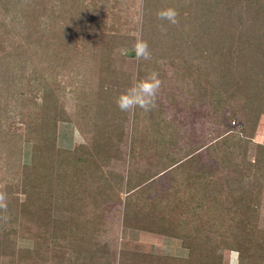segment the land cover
<instances>
[{"label": "rangeland", "instance_id": "374dc122", "mask_svg": "<svg viewBox=\"0 0 264 264\" xmlns=\"http://www.w3.org/2000/svg\"><path fill=\"white\" fill-rule=\"evenodd\" d=\"M143 7L144 0H111L103 34L125 39L111 41L117 74L95 88L74 91L69 83L77 85L81 76L69 68L39 63L28 51L17 59L10 51L0 71L6 85L0 99V234L11 239L13 253L0 254V264H108L122 232L133 229L185 233L192 252L203 258L197 264L214 254L220 264H264V240L261 247L246 242L248 226L256 229L255 239L264 230V153L258 147L264 145V115L254 129L244 97L227 92V72H215L195 49L134 57ZM185 17L180 14L179 33L170 32L169 42L182 39ZM23 37L19 32L12 44L25 47ZM151 72L162 81L156 107L120 111V94ZM15 77L23 96L9 88ZM46 84L53 89V117L65 121L56 120L55 127L40 122L33 130L35 122L24 115L41 105ZM52 143L65 154L50 150L31 168L35 149ZM250 204L259 205L256 219L249 217Z\"/></svg>", "mask_w": 264, "mask_h": 264}, {"label": "trees", "instance_id": "16d2710c", "mask_svg": "<svg viewBox=\"0 0 264 264\" xmlns=\"http://www.w3.org/2000/svg\"><path fill=\"white\" fill-rule=\"evenodd\" d=\"M157 1L144 0L143 7V28L140 38L148 42L151 57L164 56L177 47H184L183 50L187 51L195 49L211 66H214L215 72L220 74L223 71L227 72V75L224 74L227 86L230 84L227 92L238 93L244 97L246 106L254 111L252 118L256 129L259 116L264 115V0H176V4L171 0H164L165 4L162 7L156 6ZM110 2L111 0H0V71H3L2 67L7 63L10 51L17 59L28 51L39 63L67 67L75 76H81V79L77 80L79 82L77 85L76 81L69 83L74 91L97 86L98 80L108 79L117 74L111 67L112 46H115L111 41L118 43L125 37L119 33L103 34L110 26L104 18V15L109 13ZM177 4L179 9H176ZM168 7H174L179 16L180 14L184 16L187 12V17L179 23V28L182 29L180 35H183L177 43L168 40L172 39L170 32L174 34V29L176 36L179 33L178 24L173 25L157 17L158 11ZM19 32L27 40L24 43L25 47L12 44ZM90 35L94 44L89 43ZM132 55L135 57L134 50ZM44 70H47L46 66ZM31 75L35 79V73L32 72ZM21 86L24 85L15 77L9 88L20 90L19 94L23 96L24 90ZM44 86L41 87L44 91L41 105L24 115L28 123L35 122L33 130L40 122L43 127L49 125L55 127L56 120L65 121V117H53L54 109L51 105L54 100L51 102L53 89L49 88V84ZM5 88L6 85L0 80V99L5 96ZM15 93L16 91H13L12 95L15 96ZM258 147L264 153V145L258 144ZM50 150L57 154L66 152L55 149L53 143L45 146L43 151L35 149L30 167L36 168L38 161H41L44 155H48ZM76 158L82 161L80 157ZM261 173L264 174V164ZM249 208V217L256 219L259 205L250 204ZM1 209L2 207L0 215ZM0 228L3 226L0 225ZM247 230L250 234L246 237V242L248 244L256 242L261 247L264 230H258L256 239L252 237L256 231L254 226H248ZM183 234L186 239L185 233ZM10 240L4 234H0V246L3 245V248L9 250L1 252L0 249L1 255H12L13 243ZM262 247L264 249V245ZM191 258L196 263V259H203L196 253H192ZM220 259V255L214 254L201 264L204 262L220 264ZM188 263L189 260L186 264Z\"/></svg>", "mask_w": 264, "mask_h": 264}, {"label": "crops", "instance_id": "0c3cea01", "mask_svg": "<svg viewBox=\"0 0 264 264\" xmlns=\"http://www.w3.org/2000/svg\"><path fill=\"white\" fill-rule=\"evenodd\" d=\"M120 236L121 245L115 247L116 256L108 264H186L188 260V264H197L191 258L195 245L173 231L133 229L125 230ZM231 259L233 256L229 257ZM225 264L240 263L229 261Z\"/></svg>", "mask_w": 264, "mask_h": 264}, {"label": "clouds", "instance_id": "9594fccd", "mask_svg": "<svg viewBox=\"0 0 264 264\" xmlns=\"http://www.w3.org/2000/svg\"><path fill=\"white\" fill-rule=\"evenodd\" d=\"M178 16L179 12L174 7L162 9L157 13L158 19L166 20L173 25L178 23ZM133 50L137 59L148 60L151 58L149 44L142 38L137 37ZM161 83L159 73L151 72L147 77L136 81L130 88L120 94L116 100L117 107L122 112H130L136 108L144 111L152 110L156 107V98ZM4 200L5 195L0 193V207H5Z\"/></svg>", "mask_w": 264, "mask_h": 264}]
</instances>
